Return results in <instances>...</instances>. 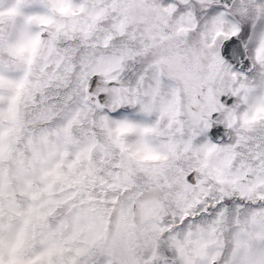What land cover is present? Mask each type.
<instances>
[{"label":"snow or ice","instance_id":"1","mask_svg":"<svg viewBox=\"0 0 264 264\" xmlns=\"http://www.w3.org/2000/svg\"><path fill=\"white\" fill-rule=\"evenodd\" d=\"M0 264H264V0H0Z\"/></svg>","mask_w":264,"mask_h":264}]
</instances>
